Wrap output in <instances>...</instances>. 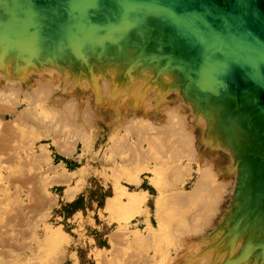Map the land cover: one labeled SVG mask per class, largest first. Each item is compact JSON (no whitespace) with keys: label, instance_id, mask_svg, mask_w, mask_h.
Listing matches in <instances>:
<instances>
[{"label":"rangeland","instance_id":"1","mask_svg":"<svg viewBox=\"0 0 264 264\" xmlns=\"http://www.w3.org/2000/svg\"><path fill=\"white\" fill-rule=\"evenodd\" d=\"M152 30L153 27L148 26L147 27L148 32L142 30L141 32L144 35L152 37L153 36ZM128 36H130V32H128L124 37L127 38ZM97 37H98V32H97ZM35 41L36 40H34L33 42ZM24 44L26 46H24ZM24 44L19 45L16 42V40L12 41V43H9L8 41L3 40V36H0V55L2 57L4 56V58L0 59V61L2 60L3 63L4 60L5 64H8L9 61L10 64L14 63L13 62L14 60L12 59L13 56L11 55L12 53L13 54L15 53L14 54L15 63L16 60H18V58L20 62L21 59L24 60V62L25 61L28 62L30 61L29 58L31 57L30 59L32 60L30 61V63L34 61L35 63L37 62L38 64H41L42 61L48 63L45 60V59L48 60L47 58L48 56L50 58L49 62L51 61L55 62L57 61L56 57H59L58 60L61 59L63 61H57V62L58 64H63V65L60 68L56 67V69L61 71L59 72V74H62V77L58 75V73L56 72H55L56 75L52 74L48 76L50 82L49 86L59 85V87L56 88L55 91L49 96L50 98L49 97L46 98V93L39 94V96L37 95L36 97H40L38 99L35 98L37 101L33 98V101L37 102V104L33 103L34 106L32 105V102L30 103L31 100L30 98L27 97V95H25V93L26 92L29 93L30 91L29 88L31 86L33 87L35 83L37 85L38 83L42 82V80L37 78L38 81H35V79L32 78V75H28L27 76L28 78H25L23 82H18L17 87L14 88L13 90L10 91V89H8L7 87L4 89V91L7 90V92L5 91L2 93L1 91L2 95L0 94V105L3 106L4 109L3 117H0V135L2 134L1 137L4 138L3 134H5L4 132H6L7 128L8 130L6 134L8 133L9 130L11 132L13 131V133L14 131H16V133L20 132L21 135L19 133V136L22 137L21 139V137L17 136L19 140L18 141L16 137H12L13 135L10 137V131H9V137H10L9 140L14 139L12 140L14 143V147L12 141L8 142V134L6 135L7 141H5V139L3 138H0V142L1 140L3 141L0 144L1 153H2L0 154L1 156L0 164L2 165V168L0 166V175L2 173L5 175V177L4 175L0 176V179L3 177V179H1V182L3 181L2 182L3 185L0 183V186L2 185L0 187L2 188L0 189V232H1L0 233V264H103L102 261L103 262L105 261L104 264H107L106 263L107 261L109 264H224L233 260L234 254L240 252L243 246L247 247L246 246L247 243L250 242L251 244L248 245L253 244L251 247L256 253L254 254L253 251L252 255L249 258L246 255L243 258L239 257L238 261L235 262V264H264V250H263L264 239L262 241L257 240L264 238V231L262 232L260 229L261 231L260 233L261 235H260L258 233L259 231L257 230L260 228V226L259 228L256 227L259 224L258 222L261 223V221H264V212H262L263 215L259 219H257L258 222L255 220L256 219L255 217L252 218L251 216L252 218L251 223L254 225L253 226V225H249L250 223L248 222V219H250V217L246 219L247 218L246 215L248 212H246L245 210L246 215L244 213L245 215V219H244L243 218L244 215H242V211L238 209L240 205L242 206L246 205L247 210L253 216H254L255 208L256 211L258 210L259 212L264 210V203H263L264 197H262L261 195L256 196L257 200L253 197L255 196V194H257L260 191V189L255 190V186L257 184L256 181L254 182L253 180L254 177L253 164L251 166L250 165L247 166L249 171L247 173L246 185L252 190H255L254 193H252V195L253 194L254 195L253 196L250 195L251 193L249 194V192L241 194L239 188L241 174L243 172L241 168L243 164L242 154L244 151H246V148L243 147L247 142L246 140L249 141L251 139L250 135H246L242 137L237 136L236 139L233 140L232 143L227 148H223L222 151H220L222 152V154H220L219 156L222 155V158H220V160H218L219 163L216 164V166L219 167L218 169L219 174L216 178L218 182H224L227 180H230V182L227 181L225 183V187L220 191L225 197H221V198L217 197L211 200V198L206 196L204 193H202V191H200L197 188V184L199 181V176L201 174L200 169L202 168L204 169L205 165L206 166L209 165V162L203 163L204 157H208L210 160V158L213 155L212 152L216 150L213 147V145L210 147L208 145L209 143H205L206 141L203 142L202 135L204 134V132L199 128V126L197 129V138L195 142L196 147L200 151V155H199L200 160L199 162H197V161H190L191 157L193 156L191 155V152L188 151L187 147L185 149H179L181 150L180 152L181 154L178 155L179 153L178 147H176L177 150H175V147L172 145V139H174V136H170L171 134L169 133L168 135L160 136L157 139L158 141L157 140L154 141L153 136H149L150 132L147 133L148 137H145V134L136 131L135 127H133L134 131H131L132 128L131 126L129 128V123L128 122L126 123V121L125 122L119 121L116 124H114L115 128L114 127L111 128L113 122L109 120V116L111 114L110 107L112 106V103L109 99L105 101L104 98L99 95H98V102L96 103H98V108L101 106L103 109V113L101 115V118H103L102 119L103 122L99 123L100 135H96V134L94 136L90 135L92 139L89 141V135L85 136V134L87 133L86 131L87 126L82 124L80 125V123L78 124L77 116L74 119L71 129L69 127H68L69 129H67V127H64L62 122L56 124L55 121L59 120L60 117L64 115L63 110L65 111L66 101L70 102L76 98L75 99L76 101L74 102L78 101V104L84 102L80 107V109L82 108L81 111L82 115H86L87 111H89L90 109L89 105L91 106V104L89 103V98L90 97L94 98L96 96L94 90H96V88L98 89V77L100 76V72H99L100 67H98L96 63L99 59H101L102 61L101 66L105 70L104 74L108 78L117 74V68H121V57H123V55H117V53L112 52V50L109 51L108 42H104L99 45L96 44L93 46V49L92 46H86V49H80L81 51L78 49L80 52H78L77 55L79 56L76 55V52L78 50L76 51L74 49H68L70 51L68 52L67 48L55 46V45H54L55 48L52 47L53 49H50L51 46L46 45L45 43H40V44L24 43ZM27 45L28 46L30 45L29 46L30 49L32 48L31 46H34V49L32 48L33 51L32 49L31 51H29ZM135 45L137 46V44ZM39 47L41 48L39 49ZM42 47L44 52H47L48 49V52L56 51V53L54 54L52 52L51 53L47 52L48 54L45 53L46 55H44V53H42L43 51H40L42 50ZM58 47L61 49L64 48L62 50L63 52L65 51L64 52L65 54H63V56L65 55L64 59L62 57V52H60L61 49H58ZM91 49L93 50V52ZM150 50L152 51L156 50L155 52H153V55L157 56L161 48L157 46H152ZM73 51L76 52L74 53ZM16 52L17 54L20 53L19 56L16 55ZM57 53H61V54H57ZM94 53H96V55H93ZM124 54L128 55L127 51H125ZM164 54L162 56H164ZM40 55L41 58L43 55L42 61ZM53 55L54 57H50ZM87 55L90 56L87 57ZM99 55L101 57H99ZM10 56L12 57L8 61ZM36 56H38L37 57L38 59L36 58ZM129 58L131 57L129 56ZM108 59L110 60L111 66L108 64ZM38 60H40L41 62ZM72 65L77 68H74ZM88 68L90 69L87 70ZM112 68H115V71L113 73L111 72ZM144 69L145 71L151 70L149 66H145ZM68 70L71 71L69 72ZM80 70L82 72L78 74ZM171 70L172 73L176 72L174 69ZM83 71H85V74ZM86 74H88V76H86ZM55 76L58 77L56 78ZM53 77H55L54 82H52ZM47 79L48 78L43 80L42 84H45L48 81ZM56 80L59 82L56 83ZM82 81H84L83 84L81 83ZM24 82L26 83L24 84ZM21 85L23 87L21 88L22 90H20L19 88ZM93 86H95V88H93ZM12 91L14 92L13 95H12ZM9 92L11 93V95ZM172 93L169 94L168 97L170 100L174 99V94ZM35 94L33 93V95ZM101 102H103L104 104H100ZM120 102H121L120 99L116 98V102L114 103V105L119 109L122 107V104ZM31 106H33L35 109H33ZM13 107L15 109V112L12 111ZM37 112L38 115L35 116ZM190 112L192 111L190 110L188 111L189 115L191 114ZM18 118H20L21 121ZM22 120L24 123L23 124L24 129L22 126ZM10 121L13 123L14 128L12 127V125H10L9 123ZM4 123L5 125L7 124V126L9 123V127H7L6 130H5L6 126H4ZM18 128H20L21 130H19ZM137 128L139 127L137 126ZM113 129L120 130L119 133L116 131V133H118L116 134V136L122 134L123 137H127L124 139L126 141V147L124 145L125 141L122 143L124 148L121 147V144L120 146L117 147L113 145L110 139V135L111 133H113ZM126 129L128 131H126ZM25 130L28 131L25 132ZM69 130H71L70 133L72 132L75 133L74 136L73 133L68 134ZM16 133L14 134V136L18 135V133L17 134ZM81 133H84V135ZM28 134H30L31 138H29L30 136ZM79 134H81V136H79ZM36 135H38V138L36 137ZM136 136L139 140L136 138ZM34 137L36 138L35 142L32 141ZM70 137H73V139H70ZM140 138H141V142H140ZM15 139L17 142H14ZM29 140L32 142H29ZM4 141L5 143H7L6 151L7 149L9 150L11 148L10 145L12 144V148L10 149L9 153L4 150L6 146ZM25 141H27V143ZM54 141H56L57 143ZM68 141H71V143H69ZM72 142H74V144H72ZM156 142L158 143V145H160L159 147H156ZM21 143L22 145L26 144L25 147L21 146ZM150 145L152 146V148L150 147ZM131 146L133 148L130 149L129 147ZM168 146H171L170 147L171 150L169 149ZM257 146L253 149V154L255 156L258 155L256 152ZM114 147L116 148V152ZM15 148L16 150H14ZM155 148L158 151L161 149V152L159 154H163L167 156V158L164 156L162 157V155H160L159 157V155H157L158 152ZM17 149H19L18 152ZM143 149L148 150L149 158H150V153L152 151L150 159L144 158L148 153L147 150L145 152L143 151ZM166 150L170 152L168 153ZM186 151L188 152L185 153ZM3 152L5 153V155L3 154ZM117 152L119 153L117 154ZM133 152L138 153V155L136 156L134 154L135 156L131 157V155H133L132 154ZM140 152L141 153L143 152V154L146 153L145 156L143 155L144 157H142ZM6 153L8 155H6ZM16 153H18V155ZM10 154H12L11 155L12 157L6 158V160L8 161L5 163L4 162L5 157L8 156L10 157ZM29 154L32 156L30 157ZM113 154H114V158H113ZM119 154H122L121 157L119 156ZM201 154L206 156L202 157ZM152 155L153 157L155 156L159 157L161 159L160 162L159 160L154 161L158 158L156 157L152 158ZM177 155L178 157H176ZM13 157H15L16 159H12ZM24 157H26V160ZM28 157H30V159ZM123 158L125 159L128 158V159H126V161L124 162ZM115 159L117 160L116 164L117 163L122 164L121 161L123 159V163L129 164L130 167L135 165L138 166L144 160L141 164L145 168L142 171L138 172L140 177V181H139L140 183L130 182L126 178V176L117 177L116 175H114V173L112 172L113 171L112 166L115 164L113 163V160ZM139 159L140 162L138 163L137 161H139ZM174 159L175 162L176 161L179 162H176V164H174ZM1 160L5 164L4 163L2 164ZM110 160H112V162ZM134 161L136 162V164ZM25 164H28V166L27 165L25 166ZM147 165L155 166L154 167L155 169L154 170L146 169ZM176 165L183 166L182 175H179L177 177L173 170L174 166ZM3 166L6 168H4ZM251 167L253 170L251 169ZM162 168L165 169V171H163ZM19 169L21 171V174ZM82 169L84 171L82 172L81 175L79 171H81ZM32 173H34L33 174L34 178L31 177ZM17 175H19L18 178H13L14 176L17 177ZM21 175L22 176L24 175L23 177L25 179L24 178L20 179L22 178ZM9 177L11 178L10 180ZM26 177H30L28 179L29 182L27 181V184L29 183L28 184L29 188H31L30 190L25 182ZM46 177L48 180L46 179ZM168 177L172 181L168 180ZM59 178L61 179L64 178L65 180L61 181V179L59 180ZM79 178H82L81 181H78ZM115 178H117V180H119L120 183L127 185L128 189L132 191L141 190V189H143L144 192L148 191L146 205L148 209L149 225L158 228L160 219L163 220L164 228H162L161 238L159 240H161V246L163 245L164 246L163 248H168L170 251V255H168L162 261H160L161 253H158L160 252V250L157 247L158 245L157 242L140 241V239L135 237L132 233L127 235L123 234L124 235L123 237L116 236V234L119 232L117 230L119 223L117 219V214L115 213V211H111L105 208L107 198L109 196H112V193H114L115 191L113 190L114 182L116 181ZM20 180L21 181L23 180L22 183ZM13 181H15L14 182L15 185L14 184L12 185ZM155 182L158 183L156 184ZM16 183H18L17 186ZM20 184H22L23 186L25 185V187H21V190H20ZM4 185L7 186V189L6 186ZM74 185L78 186V190L75 193L76 195L74 199L71 201V199H69L68 197L71 196L73 193L71 191L67 192V190L69 187H73ZM14 186H16V188H19V190L14 189L15 188ZM235 190H237L236 193ZM14 191L17 192L14 194ZM44 191L46 193H44ZM12 193L15 196L13 195L12 197ZM186 194H189V198L187 200L180 201L179 197L181 196L183 197ZM6 195L7 197H5ZM10 195L12 198H10ZM233 195H235V197ZM205 197H208L209 203L206 202L207 198L205 200L204 199ZM29 199H31L32 201L33 199L36 200L38 204L39 202H43V203L40 205H36L37 204L36 201L32 202L29 201ZM254 199L256 200L257 205L256 204L253 205L251 203V201H253ZM239 200L240 202H238ZM34 202L36 203L35 206H34ZM47 202L48 204H46ZM233 202H234V207H232ZM25 203L27 204V206H25ZM203 203H205L204 205L205 208L203 207L204 209L200 207L203 206ZM30 204H32V206H30ZM249 205L251 206V208H253L252 210H249L251 209ZM19 207L22 209L20 210ZM31 207L33 208L32 210L34 212L31 211V209H28ZM232 208L234 211L232 217L234 221L229 217L230 213L232 212ZM18 210L20 214L18 213ZM156 210L158 214L156 213ZM200 210H202V213L199 216L198 214L200 213ZM22 215L24 216L23 219H22ZM27 215H29V217ZM26 217H28V219H26ZM14 218H16L15 221H13ZM227 218L233 221L232 223L233 227L231 223H228V225L229 226L231 225L230 227H232V228L229 227L228 229V231L230 230L229 232L231 233H228L227 228L224 229L226 226L228 227L227 224L226 226L224 225L222 227L223 223L228 220ZM132 219H133L132 222L128 225L130 229L132 230L137 228L140 229L139 231H141L142 236L143 235L146 236V234L148 235L149 229H148V223L147 221H145V214L136 213L134 218ZM244 220H246L249 224H247V222ZM241 221L246 222L245 223L246 225L243 224ZM254 222L258 224H254ZM241 224L244 225L246 230L243 227H242L243 229H240ZM49 227L54 229L62 228L67 233V236L63 238V240H61L58 246H50L48 245L49 242L44 239L45 232ZM255 229H256L257 237L254 236ZM233 232H237L236 233L237 238H235V235L234 237L230 236L232 234H235ZM242 232H244V234L246 232L248 233L244 235L241 234ZM223 233L225 235L228 234L229 238L225 236ZM120 235H122V233ZM222 235H224L225 238H223ZM115 238H121L123 240L118 241V239ZM232 239H234V242ZM237 244L238 247L234 248L235 246H237ZM63 254L65 256H62ZM55 255L57 256V259ZM157 256L158 258H156ZM63 257H65V259ZM114 260L116 262H114Z\"/></svg>","mask_w":264,"mask_h":264},{"label":"bare ground","instance_id":"2","mask_svg":"<svg viewBox=\"0 0 264 264\" xmlns=\"http://www.w3.org/2000/svg\"><path fill=\"white\" fill-rule=\"evenodd\" d=\"M141 35H144L141 31H139V32H136V31H132L131 32L130 31V36H128L127 38H125L124 36L123 37H114L113 40H111V41L108 42V46H109L108 50L109 51L112 50V52L117 53V55H123V57H121V68H117V74H115L112 77L108 78L104 74V71L105 70L101 66L102 65L101 59H99L97 61V63H96V65H98V67H100V69H99L100 70L99 71L100 72V76L98 77V89L96 88V90H94L96 96L94 95L95 96L94 98H91V97L89 98V103L91 104V106L89 105V108H90L89 111H87V114L86 115H82V112H81L82 111V108L80 109V107H81V105L84 102L78 104V101L77 102H74V101H76L75 100L76 98L73 99V101H70V102L66 101L65 111L63 110L64 115L62 117H60L59 120L55 121L56 124L62 122L64 127H67V129H69V128L71 129V127L73 125V122H74V119L77 116L78 117L77 123L78 124L80 123V125L82 124V125H86L87 126V128H86L87 133L85 134V136L89 135V141L92 139V137H90V135H93V136L95 134L96 135H100L99 134L100 133L99 123L100 122L101 123L103 122L102 121L103 118H101V115L103 113V109H102L101 106L98 108V103H96V102H98V95H99V96L103 97L105 101H107L109 99L111 101V103H112V106L110 107L111 114L109 116V120L111 122H113L111 128L114 127V124H116L119 121H121V122H125L126 121V123L127 122L129 123V128L131 126V128H132L131 131H134L133 127H135V130L138 131V132L144 133L145 134V137H148L147 133L150 132V135L149 136H153V140L154 141L157 140L160 136L168 135V133H169V134H171L170 136H174V139H172V145L175 147V150H177L176 147H178V150L179 149H185L187 147L188 151H190L191 152V155L193 156V157H191L190 161H197V162H199V160H200V157H199L200 151L196 147L195 142H196V138H197V129H198V126H199V128L204 132V134L202 135L203 136L202 137L203 142L206 141L205 143H209L208 145L210 147L213 145V147L216 150V151H213L212 152L213 155L210 158V160H209L208 157H204L203 163L209 162V165H207V166L205 165V168L204 169L202 167H201L202 169L199 168L200 171H201V174L199 176V181H198V184H197V188L200 191H202V193H204L206 196H208L209 198H211V200L213 198H217V197L218 198L225 197V196H223V194L220 191H221V189H223L225 187V183L227 181L230 182V180H227V181H224V182H218L217 181V178H216L218 176V174H219V170H218L219 167H217L216 164L219 163L218 160H220V158H222V155L219 156L220 154H222V152H220V151H222L223 148H227L232 143V141L236 139L237 136L242 137V136L250 135L251 139L249 141L246 140L247 142H246V144L243 147V148H246V151H244L243 154H242V156H243V160H242L243 164H242V167L241 168H242L243 172L241 174V180H240V183H239V188H240V193L241 194H244V193L249 192V194L251 193L250 195H252V193H254V191L256 190V188H255V190H252L251 188L247 187V185H246V182H247V173L249 171L247 166L248 165H250V166L252 165V160H251L252 157H251V155H254L253 154V149L257 146L258 142H257L256 138L254 137V135L252 134V130L249 129L250 126L248 127V124H247L246 119L241 117V115L235 109L234 105L229 101V99L228 100H226V99H224V100H220V99L213 100L210 95H205V94H203L201 92L196 93L194 90H192V88L194 87V85L190 81L186 80L177 71L174 72V73H172V71L169 70L168 66L165 63L161 62V60L159 58H158L159 59V62L158 61H153V60L149 59L148 56H154L153 55V52H155L156 50H153L152 51L150 49H147L145 47V44H144V41H143ZM135 44H137V46ZM24 46H26V45L24 44ZM29 46H28V48H29ZM140 46L143 47V48H145V54L147 56H141V55H139L140 54V49H141ZM31 47L34 49V46H31ZM52 47L55 48V46H51L50 49H53ZM40 48L41 47H39V49ZM64 48H66V47H64ZM31 49L29 48V51H31ZM33 49H32V51H33ZM58 49H61V48L58 47ZM63 49H61V51L60 50L59 51L62 52V57L64 59L65 58L64 57L65 55L63 56V54H65L64 53L65 51L63 52L62 51ZM92 49H93V46H92ZM21 50H22V48H21ZM36 50H37V48H36ZM79 50L78 51L76 50L77 52L76 51H73V52L74 53L76 52V55H77L78 52L81 51V50L80 51ZM87 50H88V48H87ZM161 50H159V52ZM12 51H14V50H12ZM40 51H43V47H42V50H40ZM67 51L70 52L68 49H67ZM95 51H98V50H95ZM125 51H127L128 55L127 54H124ZM17 52H16V55L19 56L20 53L17 54ZM34 52H37V51H34ZM47 52H48V49H47ZM47 52H44L43 51L42 53H44V55H46L45 53H47ZM51 52H48V53H51ZM92 52H93V50H92ZM52 53L55 54L56 51L55 52H52ZM1 54H2V51H1ZM14 54L13 53L11 54L13 56L12 59L14 60L13 61L14 63L10 64V61H9L12 56L9 57V59H8L9 63L8 64H5L4 63V60H3V63H2V60L0 61V94L1 95L5 91L7 92V90L4 91V89L7 88V87H8V89H10V91L13 90L14 88H16L17 87V83L18 82H23L25 78H28L27 77L28 75H32V78H34L35 81H38L37 78H39L43 82V80H45L46 78H48L47 79L48 81L46 82L48 84L45 83L46 85L45 84H42V82H40V81L39 82L41 84L38 83L36 85V83H35L33 85V82H32L33 87L31 86L29 88L30 89L29 93L28 92L25 93V95H27V97L30 98V100H31L30 103L32 102V105L33 106H34L33 103H36L37 104V102H36L37 100L36 99L40 98V97H36L37 95L39 96V94L46 93V98H48L55 91V89L59 87V85L58 86L57 85H50L49 86L50 82H49V77H48V76H50L52 74L56 75V73H58V75H60L62 77V74H59V72H61V71H59L58 69H56V67L57 68H60L63 65V64H58L57 61H63L61 59L58 60L59 57H56L57 58V61H55V62H53V61L49 62L50 58L47 55L48 56L47 57L48 60L47 59H45V60L49 64L42 61L43 60L42 59L43 58V55H42V58H41V55H40V58H41V61L42 62L40 60H38V61L41 62V64H38L37 62L35 63L34 61L32 63H30V61L32 60V59H30L31 57L29 58V60H30V61H28L29 63L26 62V61L24 62V60H22V59H21V62H20L19 58H18V60H16V63H15ZM29 54H30V52H29ZM57 54H61V53H57ZM31 55H33V54H31ZM93 55H96V53H94ZM97 55H98V53H97ZM77 56H79V55H77ZM89 56L87 55V57H89ZM129 56L131 58H129ZM37 57L38 56H36V58ZM50 57H54V55L53 56H50ZM74 57H76V56H74ZM99 57H101V56L99 55ZM2 58H4V56L3 57L2 56L0 57V59H2ZM51 60H53V59H51ZM54 60H55V58H54ZM66 62H67V60H66ZM108 64L111 66L109 59H108ZM69 66H70V64H69ZM86 66H88V65H86ZM145 66H149L151 68V70L150 71H145V69H144ZM73 67L74 68H77L75 66H73ZM166 68L168 69L169 72H165L164 71V70H167ZM89 69L90 68H88L87 70H89ZM84 70H86V69H84ZM68 71L70 72L71 70H68ZM114 71H115V68H112L111 72L113 73ZM81 72L82 71L80 70L78 72V74L81 73ZM83 72L85 74V71H83ZM63 73H65V72H63ZM86 76H88V74H86ZM55 77L57 78L58 76H55ZM55 77L52 78V82H54ZM76 77H78V76H76ZM58 79H60V78H58ZM90 79H91V77H90ZM58 82L59 81L56 80V83H58ZM83 82L84 81H82L81 83L83 84ZM25 83L26 82H24V84ZM25 86H27V85H25ZM86 86H87V84H86ZM95 86H93V88H95ZM19 88H20V90H22L21 89V88H23L22 85ZM27 89H28V87H27ZM1 91H2V93H1ZM24 91H25V89H24ZM68 91H69V89H68ZM170 92L171 93L173 92L172 94H174V99H171L170 100L168 98L169 97V94H171ZM185 92H187V95L185 94ZM22 93H23V91H22ZM33 93L34 94L36 93V94L33 95ZM6 94H8V93H6ZM13 94H14V92L12 91V95ZM10 95H11V93H10ZM33 98L34 99L36 98L35 99L36 101H33ZM116 98L120 99V101H121L120 103L122 104V107L120 109L114 105V103L116 102ZM40 100H42V99H40ZM80 100H82V99H80ZM36 104H35V106H36ZM100 104H104V103L101 102ZM33 106H31V107L33 109H35ZM187 107H189V108H187ZM189 110L192 111V112H190L191 113L190 115L188 114V111ZM3 111H4L3 106H1L0 107V117H3ZM12 111L15 112L14 107H13ZM99 111H100V114H99ZM37 115H38V112H37V114H35V116H37ZM18 119L21 121L20 118H18ZM32 121H31V123H32ZM55 122H54V124H55ZM105 122H107V121H105ZM9 123L14 128L13 123L11 121ZM9 123H8V126H7V124L5 125V123H4V126H6L5 127V130H6L7 127H9ZM31 123H30V125H31ZM23 124L24 123H23V120H22V126H23ZM133 125H136V126H133ZM137 126L139 128H137ZM2 128H3V126H2ZM2 128H1V130H2ZM250 128L258 131V127H252L251 126ZM18 129L21 130L20 128H18ZM23 129H24V126H23ZM29 129H30V127H29ZM7 130H8V128H7ZM7 130H6V132H7ZM12 130H14V129H12ZM63 130H65V129H63ZM9 131L7 133L8 134V142L9 141L11 142L12 140H14V139L9 140L12 135H13L12 137H16L17 140H18V137H21V136H19V133L20 132H17L18 135H15L14 136V134L16 133V131H14V133H13V131L12 132L10 131V137H9ZM27 131L25 130V132H27ZM116 131L119 133L120 130L113 129V133H111L110 139H111V141H112V143H113L114 146L117 147V146H120V144H121V147L124 148V146L122 145V143L125 141L124 139L127 138V137H123L122 134L116 136V134H118V133H116ZM126 131H128V130L126 129ZM136 131H135V133H136ZM6 132H4L5 134H3L4 138L1 137L2 134L0 135V138L5 139V141H7V136H6L7 134H6ZM23 132H24V130H23ZM70 132H71V130H69V133L68 132L67 133L68 134H72L73 133V132L72 133H70ZM28 133H30V132H28ZM68 134H67V136H68ZM74 134L75 133H73V136H74ZM81 134L84 135V133H81ZM81 134H79V136H81ZM20 135H21V133H20ZM28 135L30 136V134H28ZM5 136H6V138H5ZM36 137L38 138V135H36ZM29 138H31V136ZM136 138H137V136H136ZM21 139H22V137H21ZM35 139L36 138L34 137V139L32 141L35 142ZM70 139H73V137H70ZM5 141H4V143H5ZM32 141L29 140V142H32ZM1 142H3V141L1 140ZM1 142H0V144H1ZM14 142H17L16 139H15ZM20 142H22V141H20ZM25 142L27 143V141H25ZM54 142H56V141H54ZM68 142L71 143V141H68ZM140 142H141V138H140ZM144 142H146V141H144ZM12 143H13V141H12ZM69 143H67V144H69ZM137 143H138V141H137ZM5 144H6V146L4 145L5 146V149L4 150L6 151L7 143H5ZM72 144H74V142H72ZM168 144H170V143H168ZM25 145H22V143H21V146L25 147ZM124 145L126 147V141H125V144ZM159 146L160 145H158V143L156 142V147H159ZM10 147L12 148V144L10 145ZM13 147H14V143H13ZM150 147L152 148L151 145H150ZM168 147L170 149L171 146H168ZM16 148L14 150H16ZM129 148L131 149L133 147L131 146ZM10 149L9 150L7 149L6 152L9 153ZM140 150H142V149H140ZM146 150L147 149H145V150L143 149V151H145V152H146ZM18 151H19V149H17V152ZM83 151H85V150H83ZM188 151H186L185 153H187ZM115 152H116V148H115ZM137 152H138V150H137ZM157 152H158L157 155H159V157H160V155H162V157L164 156V157L167 158V156H165L163 154H159L161 152V149L159 151L157 150ZM167 152L169 153L170 151H167ZM180 152H181V150H179L178 155L181 154ZM11 153H12V151H11ZM118 153L119 152H117V154ZM130 153H128V154H130ZM147 153H148V150H147ZM151 153H152V151H151ZM151 153H150V158H151ZM0 154H2L1 153V147H0ZM3 154L5 155L4 152H3ZM16 154L18 155V153H16ZM30 154H29V156L31 157L32 155H30ZM132 154L133 155H131V157H133L135 155L136 156L138 155V153H134V152ZM140 154L142 155V157H144L146 153L143 154V152L142 153L140 152ZM6 155H8V154L6 153ZM11 155L12 154H10V157L9 156L8 157H5V159H4V162L5 163L8 161V160H6V158H11L12 157ZM33 155H35V154H33ZM121 155L122 154H119L120 157H121ZM178 155L176 157H178ZM183 155H184V153H183ZM148 156H149V153L144 158L150 159ZM173 156H175V155H173ZM201 156L203 157V156H206V155H202L201 154ZM15 157H13L12 159H16ZM26 157H27V155H26ZM26 157H24L25 160H26ZM30 157H28V158L30 159ZM41 157H42V155H41ZM138 157H140V156H138ZM155 157H153V155H152V158H155ZM159 157H156L158 159H156V160L153 159V160L154 161L159 160V162H160L161 159ZM24 158H23V160H24ZM113 158H114V154H113ZM117 158H119V157H117ZM128 158H126V159H128ZM123 159H124V162H125L126 159L125 158H123ZM123 159L121 161L122 164H119V163L116 164L117 160L116 159H115L116 161L113 160V163H115L112 166L113 167V171L112 172L114 173V175H116L117 177L126 176V178L130 182L140 183L139 182L140 181V177H139L138 172L142 171L145 168L141 164L144 160L138 166L135 165L136 162L134 161L135 162V164H134L135 166H131L130 167L129 164H127V163L124 164L123 163ZM187 159H189V158H187ZM9 160H11V159H9ZM42 160H43V158H42ZM131 160H133V159H131ZM110 161L112 162V160H110ZM4 162L1 160V163L2 164ZM137 162L139 163L140 162V159ZM168 162H169V159H168ZM176 162H179V161H176ZM176 162H175V159H174V164H176ZM105 163H106V161H105ZM107 163H109V162H107ZM14 164H15V162H14ZM20 164H21V162H20ZM28 164H25V166L26 165L28 166ZM31 164H33V163H31ZM0 166L2 168V165L1 164H0ZM154 167L155 166H149V165H147L146 169L154 170L155 169ZM4 168H6V167H4ZM158 169H160V168H158ZM182 169H183V166L182 165H176V166H174L173 170H174V173L176 174V177L179 176V175H182ZM251 169H252V167H251ZM29 170H30V168H29ZM19 171H20V169H19ZM83 171L84 170L82 169L81 171H79V173L82 175V172ZM163 171H165V169H163ZM6 172H8V171H6ZM20 174H21V171H20ZM24 174H25V172H24ZM33 174L34 173H32L31 177L34 178ZM1 175H4V174L2 173ZM66 175H67V173H66ZM15 176L13 178H18L19 175H17V177H15ZM23 176H22V178H20V177L19 178L20 179H23L24 178ZM4 177H5V175H4ZM157 177H158V175H157ZM169 177H168V180H170ZM29 178L30 177H26V180H25L26 184H27V181L29 182V180H28ZM1 179H3V177ZM1 179H0V183L2 184L3 181L1 182ZM10 179L11 178L9 177V180ZM46 179H47V177H46ZM60 179L61 178H59V180ZM65 179H66V177H65ZM65 179L63 178V179H61V181L62 180L64 181ZM81 179L82 178H79L78 181H81ZM115 179H116V181L114 182V186H113V190H115V191H114V193H112V196H109L107 198L105 208L108 209V210H111V211H115V213L117 214V219H118V222H119L118 223L117 230L119 232L120 231L121 232L120 233L118 232L119 234L117 233L118 235L116 234V236H118V237L119 236H122L123 237L124 235L131 234L132 233L135 237L139 238L140 241H144V242L154 241V242H157L158 243L157 247L160 250V252H158V253H161V255H160V259L161 260L160 261H162L168 255H170V251H169L168 248H163L164 246L163 245L161 246V240H159L161 238L162 228H164L163 220L160 219L158 228L149 225L148 209H147V205H146V199H147V196H148V191L147 192H144L143 189H141V190H133L132 191V190L128 189V186L127 185L120 183L119 180H117V178H115ZM22 181H21V183H22ZM170 181H172V180H170ZM251 181H253V180H251ZM14 182L15 181H13L12 185L14 184ZM130 182H129V184H130ZM9 184H11V183H9ZM17 184L18 183H16V186H17ZM28 184H27V186H28ZM21 185L22 184H20V190H21V187H25V185L24 186L23 185L21 186ZM4 186H6V185H4ZM16 186H14L15 187L14 189L19 190V188H16ZM27 186H26V188H27ZM28 188H29V186H28ZM0 189H2V188H0ZM6 189H7V186H6ZM30 189L31 188H29V190ZM32 190H33V188H32ZM77 190H78V186H76V185H74L73 187H69L68 188L67 192H70L71 191L73 193L72 195L70 193L71 196L68 197L69 199H71V201L74 199V197L76 195L75 193H76ZM16 192L14 191V194ZM259 192H261V191H259ZM3 193H4V191H3ZM44 193H46V192L44 191ZM225 193H226V191H225ZM14 194L12 193V197H13ZM227 194H228V192H227ZM4 195H5V193H4ZM159 195H160V193H159ZM5 197H7V195ZM12 197L10 195V198H12ZM47 197H49V196H47ZM208 197H205L204 199L206 200V198H207L206 202L209 203ZM253 197L257 200L256 196H253ZM253 197H251V198H253ZM188 198H189V194H186L183 197L182 196L179 197V200L180 201H184V200H187ZM255 199L253 201H251V203L253 205L254 204L257 205ZM5 200H6V198H5ZM29 201H32V200L29 199ZM33 201H36V200L33 199ZM32 202H30V203H32ZM238 202H240V200ZM9 203H10V201H9ZM42 203L43 202H39V204H38V202H37V204H36L34 202V206H35V204L36 205H40ZM200 203H202V202H200ZM46 204H48V202ZM52 205H53V203H52ZM204 205H205V203H203V206H200V207L203 208ZM25 206H27L26 203H25ZM30 206H32V204H30ZM49 206H51V205H49ZM246 207H247L246 205L245 206L240 205L238 207V209L240 211H242V215H244L245 210H246V212H248L247 215H246V213H245V215L247 216L246 219H248V217H250V219H248V222L250 224L246 220H244V221H246L247 224H249V225H253L251 223V219L253 217H255L256 218L255 220L257 221V219H259L263 215L262 212H264V210L260 211L262 213L261 214L258 210H257L258 211L257 212L256 211V208H255V212H254V216H253L247 210ZM250 208H251V206H250ZM21 209L22 208H20V210ZM28 209H31V211H33L32 210L33 209L32 207L31 208H28ZM34 209H35V207H34ZM160 209H161V207H160ZM252 209L253 208H251L249 210H252ZM157 210H156V213H157ZM202 210H200V213L198 214L199 216L202 213ZM237 212H239V211H237ZM18 213H19V210H18ZM136 213H139V214L140 213H144L145 214V221H147V223H148V229H149V233H148V235L146 234V236H144V235L142 236L141 235V231H139L140 229L135 228V229H132L131 230L130 227L128 226L132 222V220H133L132 218H134V216H135ZM21 214H22V212H21ZM29 214H30V212H29ZM245 215L243 217L244 219H245ZM13 216H14V214H13ZM27 216L29 217V215H27ZM30 216H32V215H30ZM199 216H197V217H199ZM251 216H252V218H251ZM10 217H11V215H10ZM28 217H26V219H28ZM232 217H233V215L230 218H232ZM23 218H24V216L22 215V219ZM15 220H16V218L13 219V221H15ZM232 220L234 221L233 218H232ZM232 220L230 222H228V223H231V225L233 223ZM244 221L243 222L241 221V222L243 224H245L246 222H244ZM228 223H227V225H228ZM258 223H255L254 222V224H258L257 226L255 225L257 228H259V226H260V228L257 229L259 231L258 233L260 234L261 231L262 232L264 231V221H261V223L260 222H258ZM243 224H241L240 229L245 228ZM230 226L228 225L227 228L229 229ZM232 227H233V225H232ZM232 227H230V228H232ZM228 229H227V231H228ZM260 229H261V231H260ZM234 230H235V228H234ZM234 230H231V231H234ZM245 230H246V228H245ZM247 230H248V227H247ZM229 231H228V233H231ZM121 233H122V235H120ZM233 233H235V234H232L230 236L231 237L232 236L234 237V235H235V238H237L236 237L237 236L236 235L237 232H233ZM247 233L248 232H246L245 234H247ZM241 234H244V232H242ZM66 236H67V233L62 228L54 229V228L49 227L46 230V232H45L44 239L49 242L48 245H50V246H58L60 244L61 240H63V238H65ZM225 236L228 237V234L225 235ZM254 236L257 237V235H256V229H255ZM258 238H259V236H258ZM115 239H118V241L119 240H123L121 238H115ZM263 239L264 238L257 239V240L262 241ZM232 240L234 242V239H232ZM121 242H123V241H121ZM125 243H127V242H125ZM247 244H251V242L250 243H247ZM240 246H241V244H240ZM236 247H238V244L234 248H236ZM263 250H264V247H263ZM260 252H262V251H260ZM255 253L256 252L254 251V254ZM62 256H65V255L63 254ZM59 258H61V257H59ZM63 258L65 259V257H63ZM156 258H158V256ZM56 259H57V256H56ZM104 262L102 261L103 264H104ZM114 262H116V261L114 260ZM58 263H60V262H58ZM106 263L109 264L108 261Z\"/></svg>","mask_w":264,"mask_h":264},{"label":"water","instance_id":"3","mask_svg":"<svg viewBox=\"0 0 264 264\" xmlns=\"http://www.w3.org/2000/svg\"><path fill=\"white\" fill-rule=\"evenodd\" d=\"M148 26L145 47L163 49L149 59L177 71L196 93L229 99L248 127H258H249L258 142L251 160L255 196L264 197V0H0V36L19 45L86 49ZM139 55L147 56L145 48ZM251 246L224 264L249 258Z\"/></svg>","mask_w":264,"mask_h":264}]
</instances>
